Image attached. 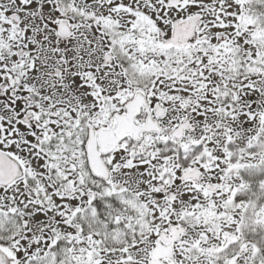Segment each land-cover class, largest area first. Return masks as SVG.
<instances>
[{"label":"snow or ice","instance_id":"1","mask_svg":"<svg viewBox=\"0 0 264 264\" xmlns=\"http://www.w3.org/2000/svg\"><path fill=\"white\" fill-rule=\"evenodd\" d=\"M0 264H264V0H0Z\"/></svg>","mask_w":264,"mask_h":264}]
</instances>
